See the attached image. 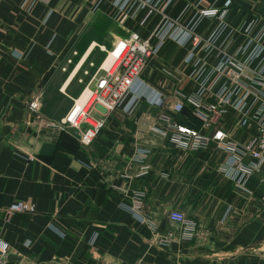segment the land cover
Wrapping results in <instances>:
<instances>
[{
  "label": "crops",
  "instance_id": "crops-1",
  "mask_svg": "<svg viewBox=\"0 0 264 264\" xmlns=\"http://www.w3.org/2000/svg\"><path fill=\"white\" fill-rule=\"evenodd\" d=\"M224 1L174 0L165 11L184 22L196 8ZM92 3L0 0V237L9 245L0 264H264L259 175L238 186L218 170L226 156L213 143L185 152L169 133L163 138L151 131L160 112L202 129L190 106L172 109L176 91L195 88L183 61L188 45L166 42L141 73L165 96V106L142 100L130 113L106 111L89 146L71 127L28 125L27 106L36 97L43 117L63 119L100 71L106 51L137 30L127 19L110 28L105 13L91 14ZM225 22L235 50L244 28L264 24V0H231ZM217 23L207 19L198 31L207 34ZM140 149L150 151L142 161L135 159ZM18 199L32 202L35 211L8 217L6 208ZM172 209L196 222L192 239L179 238Z\"/></svg>",
  "mask_w": 264,
  "mask_h": 264
},
{
  "label": "built area",
  "instance_id": "built-area-1",
  "mask_svg": "<svg viewBox=\"0 0 264 264\" xmlns=\"http://www.w3.org/2000/svg\"><path fill=\"white\" fill-rule=\"evenodd\" d=\"M173 1L93 0L92 9L101 10L108 2L109 13L117 22L127 19L137 30L114 42L112 49L106 51V57L110 52L114 54L113 60L107 68L101 66L85 88L89 94L82 105L77 100L83 93L63 119L52 121L41 115L36 97L28 103L27 123L38 128L71 127L79 143L89 146L104 126L106 111L121 108L130 113L142 100L158 108L165 106V96L149 87L141 73L148 59L157 55L166 42L188 45L183 61L189 65L187 77L195 82V88L189 92L176 91L177 101L172 109L179 113L190 106V115L201 122L202 129L179 123L173 116L160 112L151 131L163 138L169 133L171 144L185 152L201 151L213 143L226 156L218 170L243 188L252 175L258 174L264 202V24L257 29L252 25L244 28L242 43L232 50L235 35L225 22L231 0H225L219 8H196L184 22L181 16H170L165 11ZM153 17V27L142 35L141 30ZM207 19H216L218 23L202 34L198 29ZM180 74H183L181 70ZM142 87L150 88L151 93L142 92ZM228 115L232 118L226 124ZM149 154L148 149H140L135 159L142 161ZM138 207L136 204L130 209L137 212ZM35 209L32 202L18 199L5 211L9 217ZM169 219L178 224L180 239L190 240L195 236L196 222L182 211L170 210ZM161 243L168 244L165 239ZM8 252V243L0 237V262Z\"/></svg>",
  "mask_w": 264,
  "mask_h": 264
},
{
  "label": "rangeland",
  "instance_id": "rangeland-1",
  "mask_svg": "<svg viewBox=\"0 0 264 264\" xmlns=\"http://www.w3.org/2000/svg\"><path fill=\"white\" fill-rule=\"evenodd\" d=\"M104 4H105L104 5L105 6V9L104 8H101V10L100 9L94 10V9H91V7H90L91 14L93 13V16H95L97 14L104 15V13H105L106 14V15H104L105 18H106L105 20L110 22V28H117V27H119L118 24L116 23L117 21L114 19L113 15H111L109 13V7H111V4L108 3V2H105ZM106 54H107V52H106Z\"/></svg>",
  "mask_w": 264,
  "mask_h": 264
},
{
  "label": "bare ground",
  "instance_id": "bare-ground-1",
  "mask_svg": "<svg viewBox=\"0 0 264 264\" xmlns=\"http://www.w3.org/2000/svg\"><path fill=\"white\" fill-rule=\"evenodd\" d=\"M113 57L114 55L112 56L108 55V58H106L105 62L102 64V68H107L111 64ZM88 94H89L88 90H85L82 96L77 100V104L82 105L85 99L88 97Z\"/></svg>",
  "mask_w": 264,
  "mask_h": 264
}]
</instances>
